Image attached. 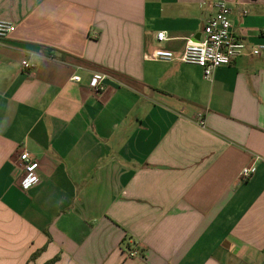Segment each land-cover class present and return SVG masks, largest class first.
Listing matches in <instances>:
<instances>
[{"label":"crops","instance_id":"obj_1","mask_svg":"<svg viewBox=\"0 0 264 264\" xmlns=\"http://www.w3.org/2000/svg\"><path fill=\"white\" fill-rule=\"evenodd\" d=\"M226 1L264 46V0ZM209 2L0 0V264H264V50L209 78L147 59L198 41Z\"/></svg>","mask_w":264,"mask_h":264},{"label":"built area","instance_id":"obj_2","mask_svg":"<svg viewBox=\"0 0 264 264\" xmlns=\"http://www.w3.org/2000/svg\"><path fill=\"white\" fill-rule=\"evenodd\" d=\"M208 6L210 14L204 23L203 31L198 41L189 39L179 53L157 46L147 59L195 65L200 67L204 75L209 78L214 70L234 64L243 55L257 57L261 54L264 46L249 47L247 42L235 33L230 19L231 11L226 0H210ZM15 29L12 23L0 21V39L7 38ZM156 39L159 43H162L167 38L164 32H160L156 35ZM22 66L29 68L30 64L28 61H24ZM107 79L108 76L105 74L94 75L90 78L89 87L94 92H104ZM73 80L80 82L81 77L75 76ZM198 124L202 127L205 126L203 114L198 116ZM258 159L264 161V157ZM20 161L23 173L20 186L22 189L28 190L40 182L39 163L31 158L27 152L20 154ZM252 172L251 167L243 169L242 179L247 180ZM136 256L137 254L134 251L128 253V257Z\"/></svg>","mask_w":264,"mask_h":264},{"label":"trees","instance_id":"obj_3","mask_svg":"<svg viewBox=\"0 0 264 264\" xmlns=\"http://www.w3.org/2000/svg\"><path fill=\"white\" fill-rule=\"evenodd\" d=\"M58 258L52 259L49 262H47L46 264H55L57 262Z\"/></svg>","mask_w":264,"mask_h":264}]
</instances>
